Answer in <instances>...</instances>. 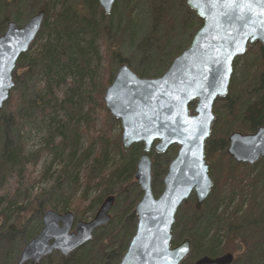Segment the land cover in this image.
Segmentation results:
<instances>
[{
    "label": "trees",
    "instance_id": "1",
    "mask_svg": "<svg viewBox=\"0 0 264 264\" xmlns=\"http://www.w3.org/2000/svg\"><path fill=\"white\" fill-rule=\"evenodd\" d=\"M52 1L46 0L40 10L45 12V20L39 38L41 39L45 32L48 33V37L45 42L39 45V49L34 55L31 52L24 53L18 60L17 73L14 74L16 83L13 89L14 94L5 102V107L8 106V110H4L5 107L0 110V134L6 132L8 134V129L13 122V125H16L18 137H21L25 127L20 120L22 117L24 119L30 110L29 107L22 109L26 101L32 103L33 107L35 105L34 108H38L40 115L50 113L57 106L63 107L66 100H62V103L59 104L58 97L51 98L55 97L54 86L62 83L69 73L76 72L81 77L80 80L86 73L93 74L94 70L91 69L89 59L92 53L96 54L98 58L100 57V60L104 58L109 64L116 59L119 63L126 62L119 52L116 54L111 48L106 49L102 56H99L97 51L90 54L92 50H96V38L101 36L105 41L104 37H107L111 32L114 21L118 18L116 12L119 9V4L114 6L110 15H106L98 0H59V2L56 0L57 2L51 5ZM26 8L27 0H0V17L3 9V18L9 23L11 20L6 14L7 10L12 9L14 21L19 23L23 20L21 15L26 11ZM201 23L202 20L197 17L195 28L201 26ZM36 43L37 41L33 42L29 50H32ZM181 48L176 50L175 56ZM254 54L256 57L253 58ZM173 59L174 56H169L162 61L163 68L156 72L155 76L162 74ZM239 59L236 58L234 64H237ZM243 59L244 68L241 77L237 78L236 72L233 73L228 96L219 99L214 105L216 118L208 142L206 159L208 161L215 159L213 152L216 151L223 153L227 160L221 163V188L218 189L219 191L217 188L214 189V195L212 194L213 199L219 193L217 200L211 206L208 204L203 206L200 211L195 208L192 216L186 221L185 227L191 229L190 232H187L186 237L192 239V259L202 256L214 258L221 256L224 254V249L226 250V243L231 241L237 244L240 241L247 247V258H251V261H247L246 264H257V262L264 264V184L260 186L262 177H264V159H260L253 166L240 165L235 164L225 152L228 146L227 138L234 130L251 133L264 126V50L257 44L254 48H248ZM21 69H23V73L18 72ZM151 73L148 70H141L137 74L146 77ZM112 75L113 72H109L105 86L111 84ZM31 81H33L32 85ZM39 81H43V88ZM73 85L76 90H81L80 86H76L75 83ZM31 88L37 91L39 101L35 98L31 102L32 96L29 93ZM102 90L104 91V87ZM102 90L99 94L102 93ZM87 97H89L88 104L92 105L93 95L88 94ZM13 99L17 100V106H12ZM51 100L56 102L54 106H50ZM72 111H69L70 117L63 124V129L69 130V134H65L61 129L63 139L57 143L62 146L63 154V146L67 144L66 138H70L72 134L76 136L70 140L73 150L69 154L68 163L60 171L56 180L57 185H61V180L66 182V178L70 179L73 175L70 183L73 186L70 194L73 196L70 197H77L83 204L81 206L82 213L77 212L79 216H83L86 211L96 209L108 195H114L116 200L124 198V208L114 214L111 224L105 231L106 241L115 238L114 240L119 239L120 242L116 245L115 243L106 245L105 249L112 248L114 245L116 249L104 252L102 256V259L109 264H117L123 258L136 230L135 207L142 197V191L134 182V174L138 157L143 152V145L135 144L130 151L125 152L120 146L119 138H111L110 130L107 128L100 132L95 130V123L88 119L90 112L77 111L78 114L74 115L76 112L72 113ZM82 121L85 122V127L80 125ZM70 124L75 127L72 128ZM67 126H70V129ZM72 129L74 130L72 131ZM83 134H87L89 140L92 141L91 145L83 152L84 154L80 153V137ZM9 143L6 138L0 151V187H2V181L7 179L14 170L18 171L16 180L20 183L26 162L29 161L24 140H19V144L15 147H11L12 145ZM95 143H98L97 150L93 148ZM176 148L174 146L167 154H164V156L170 157V162ZM46 149H53L51 138L46 139ZM151 155L154 158V166L161 155L153 152ZM86 161H90V163L87 167H83ZM260 165L263 168L258 171ZM81 170L84 171L83 175H80ZM253 173H255V177H252ZM43 175V178H46L49 172H44ZM130 185H133L136 191L133 199L127 194ZM5 187L6 183H4V192L0 195V249L3 246V255L0 253V264H16L17 256L23 249L22 246L24 247V244L42 228L41 223L37 228L28 232L26 225L33 213H44L46 206L41 199L48 197L50 191H45L37 196V200H40L38 203L25 201L24 204L16 205L13 208L14 197L10 194L8 186ZM93 193L94 195H92ZM57 202H61L59 206L61 205L62 212L69 208L66 198L62 197ZM215 203L216 205H214ZM245 205L247 208L244 209ZM179 221L177 217L174 230L179 229ZM19 237L24 238L23 245H17ZM15 246L18 247L16 253L10 255ZM79 257L80 260L73 264H83L87 259L84 255ZM51 260L55 264H67L65 257L58 252L52 254Z\"/></svg>",
    "mask_w": 264,
    "mask_h": 264
},
{
    "label": "water",
    "instance_id": "2",
    "mask_svg": "<svg viewBox=\"0 0 264 264\" xmlns=\"http://www.w3.org/2000/svg\"><path fill=\"white\" fill-rule=\"evenodd\" d=\"M106 15L116 0H98ZM202 20L192 40L169 68L156 77L138 75L120 63L106 88L104 103L120 120L123 151L143 144L134 174L142 197L135 207L137 224L119 264H181L192 252V239L175 244L174 226L179 209L194 198L200 211L214 181L206 159V142L216 115L214 105L229 94L236 58L259 44L264 50V0H186ZM45 20V12L32 15L24 25L8 23L0 36V109L15 87L13 73ZM195 103L191 112L190 106ZM178 146L164 176L163 191L153 190L151 152L167 153ZM227 154L237 163L254 165L264 159V126L255 132L233 131ZM116 197L104 198L93 220H76L71 211L53 209L42 216V228L23 247L18 264L38 263L55 252L67 256L83 248L95 230L107 226ZM234 255L202 256L194 264H232Z\"/></svg>",
    "mask_w": 264,
    "mask_h": 264
},
{
    "label": "rangeland",
    "instance_id": "3",
    "mask_svg": "<svg viewBox=\"0 0 264 264\" xmlns=\"http://www.w3.org/2000/svg\"><path fill=\"white\" fill-rule=\"evenodd\" d=\"M45 1L46 0H27L26 11H24L23 14L21 15V18L23 20L17 23L20 26L24 25L32 15L40 12L41 6L45 4ZM54 2L56 3L57 1L53 0L51 2L52 3L51 5H53ZM117 4H119V9L116 12V16L120 19L119 20L118 18L115 19L114 25L111 28V32L108 34L107 37H104L106 39L105 41L103 38H101V36L96 38L95 41L96 50H92L90 54L94 51H97L99 56H102L106 49H110V48L114 49L116 54L119 52V55L125 58L126 62L129 63L132 69H134V71H136L137 73L138 71L141 70H148L152 72L151 74H148L146 77H156L155 73L159 72V70L163 68L162 61L169 58V56H174L175 58L185 48H187L192 40L194 33L200 27L199 26L198 28H195L194 25L197 23L198 16L193 10H191L187 6L186 0H116L114 6L116 7ZM11 10L12 9L7 10L6 16H8V18H10L11 21H14V18L12 16L14 15V12ZM77 10L80 11V9ZM7 26H8V22H6L5 18H3V9H2V16L0 17V36L4 34L5 30L7 29ZM41 32L42 29L40 30L35 40L37 41V43L32 48V50H29L27 52V54L31 52V54L34 55L38 51L39 45L45 42L46 38L48 37V33L45 32L40 39L39 36ZM256 46L257 44L254 45L253 48ZM179 47L182 48L180 52L177 53L175 56V52L177 49H179ZM244 56L245 55L238 57L237 59L239 58L240 59L238 60L237 64H234L233 73L236 72L237 78L241 77V72L244 68L243 67ZM254 57H256L255 54L253 55V58ZM89 59L91 61V69L94 70L93 74L86 73V75H84L83 78L80 80L81 77H79V75L76 72L69 73V75L66 76L65 80L62 83H59L58 85L54 86L55 97L52 96L51 98L54 99L58 97L59 104L62 103V100H66L67 102L65 104L63 103L64 104L63 107L57 106L55 107L56 109L51 111L50 113L40 115L37 110L38 108L37 109L34 108L35 105L33 107L32 103L26 101V103L24 104L22 103L23 104L22 109H24V107L25 108L29 107L30 110L27 116L24 117V119L22 117L20 120L21 124H23V126L25 127V129L22 130L21 137H18V133L15 127L16 125L15 124L13 125V122H11L10 128L8 129V134L7 132L4 134H0V151L3 147V142L5 141L6 138L10 142L9 145H12L11 147L17 146L19 144V140H24L26 144V151L29 156V161L26 162L24 173H22L21 176V182L20 183L17 182L18 180H16L17 179L16 175L18 171L14 170L10 175H8L7 179H4L2 181V187H0V195H1L4 192L3 191L4 183H6L5 188H7L8 186V189L10 190V194L14 197V201H15L13 208H15L16 205L19 206L21 204H24L25 201L26 202L32 201L38 203L40 200L38 199L39 200L38 201L36 197L43 194L45 191H50V195L46 198L41 199V201L43 200L42 202L44 206H46L44 212L49 209H53L61 213H64L66 211H71L75 215L76 220L91 221L93 220L97 210L101 206L99 205L93 211L92 210L89 212L86 211V213H84L83 216H79L77 212L82 213L81 206H83V204L80 203L77 197L75 198L70 197L73 196L72 194H70L72 192V187H73L72 184H70L73 175L71 176L70 179L66 178L67 180L66 182L61 180L60 181L61 185H57V181H56L60 175V171L68 163L69 154L73 150V146L70 144V140L74 136H76L75 134H72L70 138H66L67 144L63 146V150H64V154H63V152L61 151L62 146H60V144L57 143L63 139L62 133L60 132L61 129L65 132V134L67 135L69 134V130L67 131V129L66 130L63 129L64 127L63 124H65L67 122L66 120L69 119L70 117L69 111L71 110L75 111L76 113H74V115L78 114V112H82V113L90 112L88 119L89 121H93L95 123L96 126L95 130L100 132V130L107 128L111 132L112 139L119 138L120 146L122 148V144H121L122 127L120 120L114 118V116L108 111L104 103L105 90L109 86V85L105 86L104 84L107 80L109 72L111 73L113 72L112 77L114 79L120 63L116 59V60H112V62H110L109 64V62L105 61L104 58H103L104 61L102 59L100 60V57L98 58L97 55L94 53H92ZM168 68H166L164 72ZM18 72L23 73L24 71L23 69H21L18 70ZM15 73H17V68L15 69L13 76ZM53 82L56 84L55 81ZM30 83L32 85L33 81H31ZM74 83L76 86H80L81 90L79 91L76 90L73 85ZM39 84L43 88L44 86L43 81H39ZM102 87H104V91L102 90ZM101 90L102 93L99 94ZM29 93L32 96L31 98L29 97L31 99V102H33L35 98L39 101L37 91L31 88ZM13 94H14V90H12L10 98L12 97ZM88 94L93 95V99L91 102L92 105L88 104L89 102L88 101L89 97H87ZM17 100L13 99L12 106L13 105L17 106ZM55 103L56 102L54 100H51L49 102L50 106H54ZM7 107H5L4 110H8ZM194 107H195V103H193L190 106L191 112L194 109ZM116 121H118V123H116ZM80 125L82 127L83 126L85 127V122L82 121ZM71 126L72 128L75 127L73 125ZM67 127L70 129V126ZM73 130L74 129H72V131ZM234 131H239V130H234ZM6 134L7 137H5ZM47 138L52 139L53 149H46ZM209 139L206 142V153L208 149ZM91 143L92 141L89 140L87 134H83L80 137V153H83L91 145ZM93 148L94 150H97L98 143H95ZM177 150L178 149L176 148L174 155H176ZM156 154L161 155V157L153 166V190L155 195L158 196L164 189L163 179L167 173L168 166L170 164L169 163L170 157L164 156V154H158V153ZM174 155L172 156L173 158ZM151 156L153 157V155ZM213 156H215V159L212 160L210 159L208 162L210 165V176L214 181V186L204 206H207V204L208 206H211V204H213L215 200H217V198L219 197V193H218L212 199L214 195L213 194L214 189L217 188V190L218 189L220 190L221 188L220 187L221 185L220 169L222 167L221 163L227 160V158L224 156L223 153H219L215 151L213 152ZM227 156L231 158L228 154ZM232 161L234 160L232 159ZM234 162L235 164L246 165L243 163H237L236 161ZM89 163L90 161H86L83 167H87ZM261 168H263V166L261 165L258 166V171L261 170ZM44 172H49V175L46 178H43ZM83 172L84 171L81 170L80 175H83ZM263 176H264V172H263ZM252 177H255V173L252 174ZM134 182L136 183L135 179ZM263 184H264V177H262L260 186ZM137 186L140 188L138 184ZM127 192H128L127 194L130 195L131 199H133V197H135L136 195V191L133 185H130L128 187ZM92 195H94V193ZM62 197H64V199L66 198V201L69 203V208H67L66 211L64 212L60 210L61 205L59 206V203L61 204V202H57L61 200ZM29 198L30 200H28ZM214 205H216V203ZM124 206H125L124 198L123 199L120 198L116 200L110 212L112 217L114 216L115 213L119 212L122 208H124ZM245 208H247L246 205L244 206V209ZM194 209H195V201L193 197H191V200L188 204L183 205L179 209L177 213V217L180 220L178 223L179 229L174 230L176 236L175 244H177L184 237H186L187 232L191 231V229L185 227V224L188 218L192 216ZM42 216L43 213L42 214L33 213L31 218L28 220V224L26 225L28 232L37 228L38 224L40 225L42 223ZM111 222L107 226H104V228L101 227L102 229L99 228L95 230L93 239L89 243H87L83 248L78 249L67 256H64L67 264L76 263L77 261L80 260L79 256L81 255H84V257L88 259V260L86 259V261L83 264H97V263L109 264L107 261L102 259L103 253L110 252L111 250H115L116 243L120 242L119 239L114 240L115 238L112 240L107 239L106 241L107 234L105 231L107 230ZM23 239H24L23 237H19V242L17 245H23L24 242ZM111 243L112 244L115 243V245L112 248L105 249V246ZM244 246L245 245H243L240 241H238L237 244H234L231 241L226 243V250L224 249V253H232L234 255V260L232 264H246L247 261L248 262L251 261V258L249 259L247 258V254H246L247 247L245 246L244 249ZM1 247L2 249H0V253L3 255V246ZM17 248L18 247L15 246L14 251H12L10 255H14L16 253L15 251L17 250ZM20 254L17 256L16 264H18ZM51 256L44 258L43 260H41L36 264L39 263L55 264L54 262H52ZM191 256L192 254L190 253V255L182 262V264H194L196 259H192ZM1 261H3V259H1ZM119 262L120 261H118L117 264H119ZM257 264L260 263L257 262Z\"/></svg>",
    "mask_w": 264,
    "mask_h": 264
},
{
    "label": "flooded vegetation",
    "instance_id": "4",
    "mask_svg": "<svg viewBox=\"0 0 264 264\" xmlns=\"http://www.w3.org/2000/svg\"><path fill=\"white\" fill-rule=\"evenodd\" d=\"M184 238H185V237H184ZM224 254H225V253H224ZM197 259H198V258H197ZM197 259H196V260H197ZM181 264H182V263H181Z\"/></svg>",
    "mask_w": 264,
    "mask_h": 264
}]
</instances>
